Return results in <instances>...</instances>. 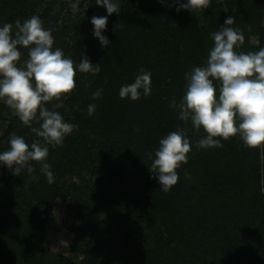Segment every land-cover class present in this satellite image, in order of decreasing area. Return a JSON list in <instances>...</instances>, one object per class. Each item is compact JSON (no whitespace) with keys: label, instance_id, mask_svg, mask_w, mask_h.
Masks as SVG:
<instances>
[{"label":"trees","instance_id":"obj_1","mask_svg":"<svg viewBox=\"0 0 264 264\" xmlns=\"http://www.w3.org/2000/svg\"><path fill=\"white\" fill-rule=\"evenodd\" d=\"M87 1L84 12L81 0L79 11L62 15L54 4L38 13L37 1L0 0V27L39 16L52 30L53 50L62 49L77 66L75 90L55 109L77 127L62 145H48L45 162L54 183L47 182L37 162H31L34 173L24 169L21 175L0 162V264H200L201 250L210 244L230 264H264V168L258 148L246 147L239 135L220 138L223 147L198 148L206 133L195 130L191 120H180L179 109L170 107L185 95L186 73L206 65L212 33L227 17L235 18L231 27L244 32L238 53L249 52L250 37L258 39L257 51L264 47V0H210L208 9L179 12L176 8L187 0H121L120 13L111 16L95 0ZM93 16L108 17L102 31L108 47L93 35ZM19 50L21 62L28 49ZM83 55L100 64L98 75L79 72ZM141 68L151 73V94L145 97L141 89L139 100L121 99V87L133 83ZM213 83L218 98L220 83ZM98 89L102 95L94 100ZM59 102L46 107L53 110ZM90 104L95 105L91 116ZM185 129L191 144L187 163L177 169L178 182L161 191L156 173L150 172L155 152L161 139ZM12 133L29 146L39 139L14 116L0 138V153L10 148ZM189 179L196 180L187 186ZM188 189L200 194L184 210ZM61 198L68 199L73 217L74 260L42 246L54 203ZM126 222L138 226L137 238L121 237Z\"/></svg>","mask_w":264,"mask_h":264},{"label":"clouds","instance_id":"obj_2","mask_svg":"<svg viewBox=\"0 0 264 264\" xmlns=\"http://www.w3.org/2000/svg\"><path fill=\"white\" fill-rule=\"evenodd\" d=\"M95 3L106 8L109 16L120 13L121 0H95ZM209 5L210 0H187L179 4L176 11L205 10ZM70 8L76 13L79 0L71 3ZM91 23L93 35L103 47H108L110 41L102 35L108 17L93 16ZM234 23L235 18L229 16L221 29L212 33L214 47L206 65L186 73L185 95L179 104L175 100L170 103V107L179 109L180 120L185 123L191 120L195 130L202 128L206 133V138L198 141V148L223 147L220 138L228 140L236 135L246 147H264V47L257 52L238 53L235 49L244 44L245 36L242 29L231 27ZM53 44L52 30L45 29L44 22L36 15L23 23L17 19L14 25L5 23L0 27V100L39 138L29 146L22 136L12 133L8 141L10 148L0 153V162L14 175H21L24 169L29 174L34 173L31 162H37L49 184L54 183V174L50 164L45 162L48 145H62L64 137L77 127L65 122L55 111L64 106L62 98H67L76 88L77 66L71 58L65 57L62 49L53 50ZM21 47L28 49V59L23 66H18ZM78 70L98 75L101 67L83 55ZM214 80L220 83L218 98ZM151 83V73L141 68L133 83L121 87L119 96L136 101L142 89L147 97L151 94ZM102 92L98 89L92 98L99 99ZM53 100L60 102L49 110L46 104ZM87 112L93 115L95 105L90 104ZM34 123L39 127H34ZM159 144L149 171L156 173L153 176L158 178L160 190L168 192L179 180L177 169L187 163L191 144L186 138V129L171 132ZM33 179L39 177L33 176Z\"/></svg>","mask_w":264,"mask_h":264},{"label":"rangeland","instance_id":"obj_3","mask_svg":"<svg viewBox=\"0 0 264 264\" xmlns=\"http://www.w3.org/2000/svg\"><path fill=\"white\" fill-rule=\"evenodd\" d=\"M23 1V0H22ZM19 0V2H22ZM37 1L38 5V13L42 11L45 7H47L49 4H54L55 10H61L62 15L63 14H75L72 12L70 8V4L74 3L75 0H28V2ZM81 3V0H79V5ZM88 1L83 0L82 2V11L84 12L87 7ZM103 9V8H102ZM79 11V10H78ZM263 26H264V20H263ZM248 46H249V52H257L258 50V39L256 37H250L248 38ZM28 59L27 57H24L23 60L18 63V66H23L24 61ZM219 93V92H218ZM15 115L13 114L12 110L4 103L3 100H0V138L4 134V132L7 130V127L12 120V118ZM258 157L260 160V165L264 168V147L258 148ZM100 170L99 167H96L95 173L97 175L98 171ZM94 175L93 181L97 177ZM196 180V179H194ZM193 179H189L186 184L188 186V183H193ZM261 187L264 188V184L261 183ZM261 188V189H262ZM188 194H185L183 196V202L181 203L182 209H187L189 207H193L197 200L199 199V192L198 194H191L190 189L187 190ZM264 193V191H262ZM54 208L49 216V220L46 226V230L44 233V240H43V249L51 254L57 255V256H63L69 259H75L76 257L71 252V247L75 242V235L69 231V226L72 222V214L68 210V199H58L56 203H54ZM122 212V211H121ZM124 215H127L126 213H123ZM105 219V216H99V220ZM159 223V222H158ZM168 223V222H166ZM166 223H161V227L167 225ZM165 224V225H163ZM138 226L133 224L132 222H126L123 225V230H121V237H126L127 235L133 237L134 239L138 237L137 228ZM83 244V243H81ZM212 245V246H211ZM209 246L205 248V250H201L200 255V264H230V261L228 258L223 257L221 254V250H218L213 244H210ZM207 249V250H206ZM260 252L255 254L253 256L254 260H257L256 257L260 256ZM80 259L77 257V260Z\"/></svg>","mask_w":264,"mask_h":264}]
</instances>
